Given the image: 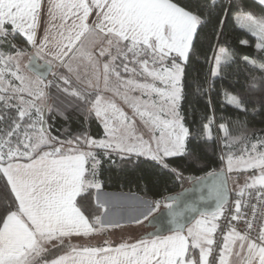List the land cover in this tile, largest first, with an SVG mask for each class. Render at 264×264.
I'll use <instances>...</instances> for the list:
<instances>
[{"label": "snow or ice", "instance_id": "snow-or-ice-1", "mask_svg": "<svg viewBox=\"0 0 264 264\" xmlns=\"http://www.w3.org/2000/svg\"><path fill=\"white\" fill-rule=\"evenodd\" d=\"M254 2L259 14L242 0H0V264H264V139L232 136L226 123L217 126L221 168L194 181L212 211L203 195L163 196L131 221L153 231L117 243L105 235L125 225L103 221L106 204L83 203L101 188L100 156L146 157L181 181L170 158L200 161L198 137L213 139L214 120L193 134L180 105L185 66L209 25H219L213 80L238 62L222 43L227 20L254 38L258 55L243 61L261 73L248 91L264 109V0ZM225 97L247 112L240 95ZM74 114L98 121L104 137L52 134L49 120ZM232 173L251 175L230 200Z\"/></svg>", "mask_w": 264, "mask_h": 264}, {"label": "trees", "instance_id": "trees-1", "mask_svg": "<svg viewBox=\"0 0 264 264\" xmlns=\"http://www.w3.org/2000/svg\"><path fill=\"white\" fill-rule=\"evenodd\" d=\"M184 3V0H175ZM227 2V0H225ZM240 2V0H237ZM244 6L254 13L259 14L260 9L254 0H242ZM219 30V25H209L201 31L199 39L195 42V51L190 54L188 63L185 66L184 74V99L180 105V112L185 117V124L193 134L202 130V124L207 123L208 119H213L216 126L226 123L229 126L232 136L247 133L249 139L254 136L264 139V109L260 107V96L258 92H249L251 77L260 76L258 70H251L246 67L243 57L255 59L258 55L254 43L255 40L245 30L240 29L229 18L223 28L222 43L238 59L229 69L228 74L223 78L211 77L214 46L216 44L214 31ZM247 39L248 45H242L240 41ZM203 84L204 90L197 92V85ZM209 84L212 90L208 91ZM225 93L240 95L247 105V112L237 110L234 106L227 104ZM52 125V134L71 133L75 137L76 133L87 134L95 139L103 137V129L96 120L89 122L83 121L78 115L74 114L68 119L55 117L48 121ZM220 133L215 130L213 139L208 143H203V137H198L201 141L197 147V153L202 157L198 163L188 158H170L172 167H178L183 171L184 180H175L173 176L162 171L153 161L146 157L133 158L130 162L121 161L119 157L113 156L108 160L102 156L98 157L101 164L98 170L97 180L102 188L110 192L136 194L147 201L160 199L163 196H170L178 193L190 184L191 177H203L206 172L212 169H220L221 164L218 159L221 154L222 144L217 137ZM197 141H190V147L196 146ZM239 146H237L238 148ZM114 161V162H113ZM208 165V167H205ZM230 186L233 191L232 198H235L233 188V175L229 176ZM2 189V182H0ZM96 191L90 189L89 193L84 194L83 203L93 212L96 209ZM81 198H78L80 200ZM146 223V222H145ZM62 253H53V258Z\"/></svg>", "mask_w": 264, "mask_h": 264}, {"label": "crops", "instance_id": "crops-1", "mask_svg": "<svg viewBox=\"0 0 264 264\" xmlns=\"http://www.w3.org/2000/svg\"><path fill=\"white\" fill-rule=\"evenodd\" d=\"M76 115H78L85 122L90 121V120H86L82 115H79V114H76ZM68 132L69 131H67V133ZM82 133L87 134L86 131H83ZM77 135H80V134L76 133V136ZM58 137L63 138L64 133H61L60 135H58ZM70 138L72 137L70 136ZM95 200H96V203L99 202L100 204H106L108 207V212L103 215V221L106 224L107 223H113V224L121 223L125 225V227L123 228L110 229L108 233H106L105 235L106 239L118 243L122 239H127L129 237L136 238V237L141 236V234L137 236V233L134 235L133 233H130L132 229L135 230L141 227V226H137L131 223V221L134 220L135 218H141L143 215H146L149 212L146 210L147 206H145L144 203H150V201H147L136 194H126V193L106 191L102 188V186L100 189L98 190L96 189ZM98 240H99V237L93 239L90 242L95 244L98 242ZM72 242L77 243V240L74 238ZM80 242L83 243L85 241H80Z\"/></svg>", "mask_w": 264, "mask_h": 264}, {"label": "water", "instance_id": "water-1", "mask_svg": "<svg viewBox=\"0 0 264 264\" xmlns=\"http://www.w3.org/2000/svg\"><path fill=\"white\" fill-rule=\"evenodd\" d=\"M198 180V178L196 177H191L190 179V184L185 187L184 189H182L181 191H179L176 194L173 195H177V194H183L184 198L188 201H192L197 199L199 196L203 195L205 197V200L202 202V207L206 210V211H212L215 207L214 201L209 198L208 196V188L205 187L204 185L198 183V182H194ZM208 183H211V178L209 179ZM228 188H230V180L228 179ZM170 195V196H173ZM232 197V192L229 193V199H231ZM166 210L163 208L159 211V213H156L154 215L156 216H160L162 215ZM147 223V222H146ZM165 228L167 227L166 225L164 226ZM148 232L149 231H153V228H147ZM163 234H168L167 231H163Z\"/></svg>", "mask_w": 264, "mask_h": 264}, {"label": "rangeland", "instance_id": "rangeland-1", "mask_svg": "<svg viewBox=\"0 0 264 264\" xmlns=\"http://www.w3.org/2000/svg\"><path fill=\"white\" fill-rule=\"evenodd\" d=\"M126 111H127V109H126ZM102 126V125H101ZM212 136L214 135V132H215V130H217L218 131V127L216 126V124H215V122L212 124ZM102 129H103V127H102ZM142 130V129H141ZM218 133H220V132H218ZM70 135H71V133L70 132H68V133H64V137L63 138H61V139H65V138H69V139H71L70 138ZM220 135L221 136H223V134L222 133H220ZM103 136H104V129H103ZM147 138V137H146ZM231 175H233V188H234V190L238 187V185H242L244 182H245V180L246 179H248L249 178V176L251 175V173H240V174H237V173H232ZM97 178V177H96ZM230 188H231V186H230ZM95 191H96V189H95ZM144 205L145 206H147L146 207V210L147 211H150V209H151V207H152V201L150 202V203H144ZM161 209H163V207H161ZM160 209V210H161ZM156 214V213H155ZM146 232H148V229L146 228V227H144V226H141V227H139V228H137V229H135V230H131L130 231V233H133V235L134 234H136L137 233V236L138 235H142V234H145Z\"/></svg>", "mask_w": 264, "mask_h": 264}, {"label": "built area", "instance_id": "built-area-1", "mask_svg": "<svg viewBox=\"0 0 264 264\" xmlns=\"http://www.w3.org/2000/svg\"><path fill=\"white\" fill-rule=\"evenodd\" d=\"M232 199H234V198L231 197L230 200H232ZM229 206H230V205H226V208L229 207ZM223 223H224V220L222 219V220H221V224H223ZM233 223L235 224V222H233Z\"/></svg>", "mask_w": 264, "mask_h": 264}]
</instances>
